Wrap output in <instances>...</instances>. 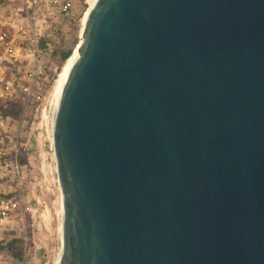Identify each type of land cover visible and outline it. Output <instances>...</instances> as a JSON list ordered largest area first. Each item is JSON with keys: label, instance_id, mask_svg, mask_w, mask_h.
<instances>
[{"label": "water", "instance_id": "95a60500", "mask_svg": "<svg viewBox=\"0 0 264 264\" xmlns=\"http://www.w3.org/2000/svg\"><path fill=\"white\" fill-rule=\"evenodd\" d=\"M81 39L59 264H264V0H98Z\"/></svg>", "mask_w": 264, "mask_h": 264}, {"label": "built area", "instance_id": "2783aa9c", "mask_svg": "<svg viewBox=\"0 0 264 264\" xmlns=\"http://www.w3.org/2000/svg\"><path fill=\"white\" fill-rule=\"evenodd\" d=\"M82 1L5 0L0 5V99L6 107L11 99L25 106L21 119L4 116L0 107V186L6 191L0 197V225L21 217L26 226L27 215L33 212L27 195L31 184L23 179L27 165L20 161L27 147L22 139L38 123V141L47 135L54 147L48 112L57 72L53 53L72 30ZM0 264H14V259L0 252Z\"/></svg>", "mask_w": 264, "mask_h": 264}, {"label": "rangeland", "instance_id": "374dc122", "mask_svg": "<svg viewBox=\"0 0 264 264\" xmlns=\"http://www.w3.org/2000/svg\"><path fill=\"white\" fill-rule=\"evenodd\" d=\"M88 8L87 0L79 4L77 10L79 30H71L65 36V46L70 48L74 41L81 37L82 18ZM77 26V25H76ZM81 40V38H80ZM55 98L52 95L48 103V112L51 121L54 116ZM34 117L30 118L28 131L32 127ZM38 122V120H37ZM38 123L28 132V136L23 137V146L29 152L26 168L23 170V179L27 184H31L27 189L30 205L33 208L31 215L32 234L27 235L29 250L26 258L22 262L14 260V264H55V260L60 255L62 247V221L63 212L61 210L62 194L58 181L57 160L54 147L48 141L47 135L38 141L39 130L36 129ZM0 197L6 196L3 185L0 186ZM29 218L27 215L26 226L21 217L13 218L0 225V237L2 244L14 236H22L29 230Z\"/></svg>", "mask_w": 264, "mask_h": 264}, {"label": "trees", "instance_id": "16d2710c", "mask_svg": "<svg viewBox=\"0 0 264 264\" xmlns=\"http://www.w3.org/2000/svg\"><path fill=\"white\" fill-rule=\"evenodd\" d=\"M5 0H0V5L3 4ZM78 19V16H77ZM74 20L72 23V30H79V25L78 20ZM77 25V26H76ZM65 39L62 41V43L55 49L53 53V60L56 65L57 72H53L54 77L57 79L58 74L62 70L64 64L66 61L72 56L74 49L80 42V38H77L74 41V44L72 47L67 48L65 46ZM0 107H1V112L4 116L8 117H13L15 119H21L24 114V103L21 100L17 99H11L9 100V105L6 107V104L0 99ZM28 157H29V152L27 149H23L20 155V161L21 164L26 165L28 162ZM29 218V230L25 235L22 236H14L10 240L7 241L5 245L2 244V241L0 239V252H6L8 253L15 261L17 262H22L25 260L27 252L29 250V244L28 240L26 238L27 235L32 234V224L31 223V215L30 213L28 214Z\"/></svg>", "mask_w": 264, "mask_h": 264}, {"label": "bare ground", "instance_id": "6f19581e", "mask_svg": "<svg viewBox=\"0 0 264 264\" xmlns=\"http://www.w3.org/2000/svg\"><path fill=\"white\" fill-rule=\"evenodd\" d=\"M97 1L98 0H87L88 8H87L86 12L84 13V16H83V18L81 20L82 21L81 34L83 32V28H84V24H85V21L87 19V16H88L89 12L91 11V9L94 7V5L97 3ZM81 40H80V42H81ZM80 42H79V44H80ZM78 45L74 49V52H73L72 56L64 64L62 70L60 71V73L58 74V77L56 79V82H55V85H54V90H53V96L55 98V109H53L54 110V116H55V112H56L57 106L59 104V101H60L64 86H65V83H66L67 78L69 76L70 69L72 68V66L75 64V62L79 58ZM61 210L64 213L63 206H62ZM61 232H62V227H61ZM61 249H62V247H61ZM60 257H61V252H60V255L57 257V259L55 260V264H59Z\"/></svg>", "mask_w": 264, "mask_h": 264}]
</instances>
